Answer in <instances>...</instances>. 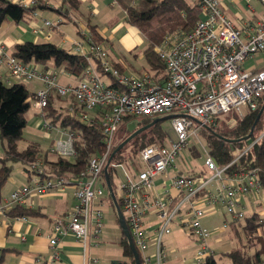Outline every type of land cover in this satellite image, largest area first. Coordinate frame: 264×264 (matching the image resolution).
I'll return each mask as SVG.
<instances>
[{
	"label": "built area",
	"instance_id": "2783aa9c",
	"mask_svg": "<svg viewBox=\"0 0 264 264\" xmlns=\"http://www.w3.org/2000/svg\"><path fill=\"white\" fill-rule=\"evenodd\" d=\"M198 1L201 18L194 29L169 36L154 48L165 66L163 78L157 79L149 72L125 74L114 64L105 45L95 44L88 34H83L84 40L76 42L73 47L75 53L87 61L84 76L75 84L62 85L55 73L39 70L37 64H23L6 48L0 47V66L7 67L15 82H41L42 88L30 102L42 131L56 129L45 116L53 92L62 99L73 97L79 107L78 120L81 123H93L94 112L97 109L102 112L105 152L91 158L81 176L71 179L50 176L43 160L39 159L30 170L40 180L13 191L5 206L0 205V215H6L16 206L26 207L34 195L74 188V204L65 216L52 222L50 245L54 252L48 264L58 263L57 246L62 237L72 235L82 243L86 254L91 246L100 245L99 238L105 227L104 200L110 196L105 173L110 167L121 166L124 171L121 180L123 207L141 264H168L163 238L172 233L175 220L200 245L195 262L204 264L216 255L208 245L213 232L202 223L207 214L216 205H221L231 222H240L247 216L243 210L244 196L250 194L257 201L262 200L263 186L257 170L230 176L225 171L264 133L255 140L251 137L247 147L237 152V158L224 168L211 157L198 137L204 126L218 125L219 116H229L227 125L235 129L248 112L259 109L264 98V68L247 66L246 63L257 55L264 57V19L239 27L223 13L219 0ZM259 1L264 6V0ZM32 15L39 16L37 12ZM43 24L45 28L59 26L47 19ZM112 82L116 87H112ZM170 115L173 116L170 119L172 133L167 135L165 143L146 145L136 160L111 163L107 168L115 146V133L125 116L155 120ZM64 132L67 138L56 141L50 152L57 157L75 160V133L68 129ZM194 140L199 143L197 148L205 153V165L213 172L212 177L178 172L170 178L175 193L158 191L156 179L168 169H176V160L193 145ZM214 183L220 187L216 192L208 191ZM200 201L203 203L198 206ZM185 206L188 207L186 211ZM150 215L154 230L145 227V217ZM18 219L28 221L27 217ZM228 227V221L224 222L223 229ZM152 246L155 251L149 254ZM84 264H88V260ZM94 264L100 263L94 260Z\"/></svg>",
	"mask_w": 264,
	"mask_h": 264
},
{
	"label": "trees",
	"instance_id": "16d2710c",
	"mask_svg": "<svg viewBox=\"0 0 264 264\" xmlns=\"http://www.w3.org/2000/svg\"><path fill=\"white\" fill-rule=\"evenodd\" d=\"M115 2L125 12L126 22L136 27L146 37L149 43L148 48L145 50L147 63L151 66L152 70H157L156 74L159 71H163L162 76L158 74L160 78H163L165 76V66L163 61L155 53L154 48L156 45L162 44L169 36H174L177 33H186L194 29L201 18L199 1L115 0ZM64 4L67 6L66 10L68 8L77 9L80 5V0H64ZM37 8V6L27 7L9 0H0V26L7 20L20 23L28 16H32ZM88 35L95 44H105L97 35L95 27L88 29ZM12 55L26 65L31 63L43 66L52 64L54 68L62 69L75 79L82 78L87 67V61L84 57L60 48L53 43L36 44L26 42L17 45ZM112 87H116L113 82ZM31 97L32 93L25 84L17 83L8 86L0 79V143L4 148L3 154L0 156V192L12 173V163L21 162L30 177L32 174L30 166L37 160L42 159L45 170L50 176L71 179L81 176L87 169L91 158L100 156L105 152L104 133L100 115L102 112L99 109L94 112L95 120L93 123H81L78 120L79 107L74 102L73 97L68 98L70 103H72V108L62 110L58 104L62 98L56 92H53L49 98L48 107L45 109V116L54 126H59L75 133L77 157L75 160L62 157H56V160H49L47 158V152L45 154L43 153L39 143L27 141L24 137V131L29 124L28 112L32 108L30 102ZM263 105L264 98L259 109L255 112H248L245 118L239 121L235 129L228 130L225 126H221V124L212 127L211 130L201 129L200 134L202 136L206 134L208 152L220 167L224 168L232 163L237 158V152L247 147L248 140H244V138L249 135L253 127L255 130L252 139L255 140L264 133V113L258 123L255 124L258 113ZM71 109L72 111H70ZM63 111H67V116L61 118ZM134 119L139 120L141 128L154 121V119L148 117L138 118L125 116L122 122L128 124ZM124 130L126 131L127 129L122 127L120 130L121 139H118L113 151L136 131L130 133L127 130L125 134ZM257 132H259L258 136H256ZM168 134L160 122L156 123L136 136L121 151L117 152L112 163L121 164L126 160V163H129L130 160H136L138 158L136 157L137 154L143 147L150 145L152 142L165 143ZM229 140L239 141L230 142ZM21 141L27 142V147L22 151L19 149V143ZM130 147L132 150L131 152L129 151V159H125L122 154L128 148L130 149ZM136 147L141 149H138V151ZM251 170L258 171L257 174L262 183L264 193V135L225 172L227 176H230L234 173L248 172ZM114 171L115 168L110 167L108 176L110 177L114 193L116 194L113 180ZM107 199L112 206H115L110 196ZM117 201L123 212V200L118 199ZM7 214L13 217H27L29 214L34 215L35 212L27 207L16 206ZM229 227L234 229L235 237L240 241L247 239V242H243V249L238 248L225 254L231 260L232 264H264V234L260 232L264 229V218L258 213H253L250 216H246L240 222H230ZM253 235L255 236L252 237ZM242 237H244V240H242ZM121 245L124 254L130 259V264H135L133 252L125 236L122 237ZM258 245L260 246L256 249V252L251 253L250 249ZM204 264H219V262L216 257H211Z\"/></svg>",
	"mask_w": 264,
	"mask_h": 264
},
{
	"label": "crops",
	"instance_id": "0c3cea01",
	"mask_svg": "<svg viewBox=\"0 0 264 264\" xmlns=\"http://www.w3.org/2000/svg\"><path fill=\"white\" fill-rule=\"evenodd\" d=\"M9 1L27 7L37 6L38 8L35 12L39 14L38 17L30 15L20 23L7 20L0 26V47L6 48L10 54L14 52L17 45L26 42L36 44L53 43L60 48L75 53L73 48L75 43L82 42L84 40L83 34H88V29L95 27L97 35L109 50L112 61L125 74H143L149 72L155 78H160L156 74L157 70H152L151 66L147 63L145 53L141 55L140 50L137 52L139 46L144 43L141 37L142 34L136 27L126 22V15L123 18L115 16V18L113 17L108 20L106 23L110 25L109 28L107 26L106 28H101L95 21L104 12L108 14V8L115 6L121 8L115 0H80V5L77 9L68 8L67 10L64 0ZM219 1L223 13L239 27L264 19V6L259 0ZM123 13L125 14L124 11ZM54 16L56 19H54ZM107 17L108 15L104 16L103 20ZM44 19L57 23L59 26L45 28L43 24ZM255 58L248 61L246 65L258 68L257 65L264 64V57L260 56L258 62ZM36 66L39 70L55 73L57 79L61 78L66 82L62 85L75 84L77 81V79L62 69L54 68L52 64L47 66L37 64ZM261 68H264V65ZM0 79L8 86L18 83L11 78L5 65L0 66ZM23 84L26 85L32 93V96L42 88V84L38 80L31 81V83L23 82ZM33 115V119L32 116L29 118V121L32 122V127L34 126L38 129V132H43L39 128V122L35 116V112ZM34 117L36 121L33 123ZM24 137L27 141L37 142L39 144L42 140L41 137L30 133L26 134L25 131ZM26 147L27 142H24L21 151ZM3 151L4 148L0 143V156L3 154ZM43 153L45 154L46 152L43 150ZM53 155L54 157L50 158L47 154V158L49 160H56V154ZM24 168L23 164L16 167L12 165V173L0 192V205L5 206L6 200L9 199L8 197L13 191L23 186L34 184L40 180L34 174H31L29 177V174ZM178 172L184 173L182 170H178ZM166 175L164 174L156 179V188L160 192L169 191L170 193H175L170 186V178L172 176L165 177ZM219 187L220 185L215 183L208 187V191L216 192ZM73 193L74 188L67 187L63 191L52 190L43 195L32 196L26 207L32 209L35 214L27 215V222L8 214L0 215V264H48L54 252V248L50 245L52 222L54 219L65 216L68 213L75 201ZM205 195L203 194V196ZM242 200L244 212L247 208L253 207V205L264 208V195H262V200L259 201L250 194L244 196ZM202 203L203 201H200L197 205L200 206ZM104 209L106 211L104 218L105 227L99 238L100 245L97 247L94 245L91 246L86 254L82 243L72 235L62 237L57 246L60 254L57 264H84L86 260H88V264H94V260H98L100 264H130V259L124 254L121 245L124 233L119 224L118 211L115 206L110 204L107 198L104 200ZM187 209L188 207L185 206V211ZM110 211L113 212V218L109 217ZM123 213L125 214V220H127L126 211L123 210ZM220 213H223V216H225L224 208L221 205H216L203 219L202 223L205 225L204 227L213 232L210 238L218 237L226 233L228 229L224 230L223 226L217 228L215 227L217 225L212 224V222L217 221ZM258 214L261 215L260 213ZM247 216L250 215L247 214ZM153 223V217L151 215L145 217V227L154 230ZM260 232L264 234V229ZM152 233H155V231ZM184 235L185 233L178 228L170 235L164 236L163 244L168 254V264H196L195 246L193 243L188 242L184 238ZM115 237H118L119 248L115 246V243H110L111 240H117ZM259 246L251 248V253H255ZM154 251L155 248L152 246L148 250V253L153 254Z\"/></svg>",
	"mask_w": 264,
	"mask_h": 264
},
{
	"label": "rangeland",
	"instance_id": "374dc122",
	"mask_svg": "<svg viewBox=\"0 0 264 264\" xmlns=\"http://www.w3.org/2000/svg\"><path fill=\"white\" fill-rule=\"evenodd\" d=\"M108 9H109L108 14L106 12H104L103 15H101L100 17H97L95 19V21L98 23V25L101 28H106V26L109 28L110 25L107 24L106 22L108 20H110L111 18H113V17L115 18V16L119 17V18H123V16L125 15L123 13V10L121 8H119L118 6L111 7V8H108ZM107 15H108V17L103 20L104 16H107ZM54 19H56L55 16H54ZM141 37H142L144 43L139 46L137 52H139V50H140V54L143 55L145 53V50L148 48L149 43H148V41H147V39H146V37L144 35H141ZM259 58H260V55H257L255 60L258 62ZM263 65L262 64L261 65H257V67L261 68V67H263ZM157 73L162 76L164 72L163 71H159ZM58 80H59L60 84H65L66 83L61 78H59ZM58 104H59V107L62 108V110H66V109L72 108L71 107L72 103H70L69 99H67V98L66 99H60V102ZM33 114H34V109L31 108L29 110V112H28V117L30 118V116H32V119H33V116H34ZM35 116H36V114H35ZM66 116H67V111H63L61 113V118H64ZM228 119H229V116H225V115L219 116V120H220L219 124H221V126H223V127L225 126V128H227L228 130H232L227 125V120ZM35 121L36 120H35V117H34L33 123ZM139 123L140 122H139L138 119H134L133 121L129 122L128 124H124L122 122L119 125V128H118L119 130L115 133V144H117L118 139H121L120 138V136H121L120 130H121L122 127L127 129L128 130V131L126 130L127 132L131 133V132L141 128ZM160 123H161L162 127L165 128L166 133H172L171 120L162 121ZM56 128L57 129H53L51 131L38 132L37 131L38 129H36L34 126L32 127V122L29 121L28 127L25 130V133L26 134L30 133V134L37 135V136L41 137L42 140L40 142V145H41L42 149L45 152H47V154H48V156L50 158H53L54 155L50 152V148L55 144L56 141L65 140L67 138V135L64 132V130H66V129H64L62 127H59V126L56 127ZM126 131L124 130V133ZM258 134H259V132L256 133V136H258ZM203 136L201 134H199L198 139H199L200 143L203 144L204 148L206 150H208L206 134H204ZM24 142H26V141H21L19 143V149L20 150L24 146ZM151 144H153V142ZM197 145L199 146V143H197V141L194 140L193 145L190 148L184 150L183 156L176 160V164H175L176 169H168V171L166 173L167 175L165 177L173 176V175L178 173V170H182L187 175H190V174H195V175L197 174L198 175L199 174V175H201V176H203L205 178H211L213 172L210 171L205 165V153L203 152L202 149H198ZM138 149L140 150L141 148H137V150ZM115 150H116V148H115ZM131 150L132 149L130 147V149L128 148L127 150H125L123 152L122 155H123V157L125 159H129V156H130L129 151L131 152ZM136 157H135V159H136ZM126 161H124L122 163H126ZM115 163H118V162H115ZM21 164H22L21 162H17V163H14V164L12 163V165L14 167L20 166ZM113 177H114L113 178V180H114V188H115V191H116L115 197H116L117 200L118 199H122L123 198V189H122V181L121 180H123V178H124V171H123V168L121 166H118V167L115 168ZM10 195H9V197H10ZM109 213H110L109 217L113 218V212L110 211ZM253 213H260L261 216L264 217V209L261 208L258 205H253V207L247 208V210L245 211L246 215L247 214L251 215ZM224 214H225V216H223V213H220V216L217 218V221L212 222L213 225H217L215 227H217V228L222 227L223 224H224L223 221H225V220H227L228 223L231 222L229 216L226 215V213H224ZM124 216H125V214H124ZM203 226H205V225L203 224ZM171 228H172V233H173V231L175 229H178V228L181 229L185 233L184 238L188 242L193 243V245L195 246L194 247V251L195 252H197L198 249H200V245L195 240H193V238L189 235L188 230L185 227L181 226L179 222H177L175 220V222L172 224ZM240 230H242V228H240ZM210 231H212V230H210ZM254 236L255 235H253L252 237H254ZM115 238L117 240H111L110 243H115V246H117V248H119L118 237H115ZM242 240H244V237H242ZM253 240H252V242H253ZM254 241H256V240H254ZM243 242H247V239H245L244 241H240L238 238L235 237L234 229L232 227H228V229L226 230V233H224V234H222V235H220L218 237H215V238H213V237L210 238L208 240V245L214 250V252L216 254L215 257L219 260V264H232L231 260L229 258H227L225 254L228 253V252H231V251H233L235 249H238V248L239 249H243ZM221 257L223 258V260H221Z\"/></svg>",
	"mask_w": 264,
	"mask_h": 264
},
{
	"label": "water",
	"instance_id": "95a60500",
	"mask_svg": "<svg viewBox=\"0 0 264 264\" xmlns=\"http://www.w3.org/2000/svg\"><path fill=\"white\" fill-rule=\"evenodd\" d=\"M264 113V105L263 107L261 108L260 112L258 113V116H257V119H256V122L255 124L258 123V121L261 119L262 115ZM173 116H166V117H161V118H157L155 119L152 123H150L149 125L147 126H144L142 128H139L138 130H136L133 134H131L125 141H123L117 148L115 151H113L110 159H109V162H108V165H107V168L108 166L112 163V160L114 158V156L116 155L117 152L121 151L131 140H133L136 136H138L139 134H141L142 132H144L145 130L149 129L150 127H152L153 125H155L156 123H159V122H162V121H166V120H170L172 119ZM205 129L207 130H211V128L207 127V126H204ZM254 130L255 128L253 127L252 128V131L249 133V135L247 137L244 138V140H249L253 133H254ZM230 142H238L239 140H229ZM106 168V169H107ZM105 180H106V185H107V189H108V192L110 194V197L112 198V201L114 202V205L118 211V216H119V224L122 228V231L124 233V236L125 238L127 239L128 243H129V246L133 252V256H134V260H135V264H141V261H140V255H139V252L136 248V246L134 245V242H133V239H132V236H131V233H130V230H129V227L127 225V222L125 220V217H124V214L123 212L121 211L119 205H118V201L115 197V193H114V189H113V186L111 184V180H110V177L108 176V173L106 172L105 173Z\"/></svg>",
	"mask_w": 264,
	"mask_h": 264
}]
</instances>
